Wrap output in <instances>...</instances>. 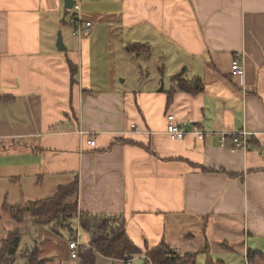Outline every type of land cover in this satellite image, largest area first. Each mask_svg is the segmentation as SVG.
<instances>
[{
  "label": "crops",
  "instance_id": "0c3cea01",
  "mask_svg": "<svg viewBox=\"0 0 264 264\" xmlns=\"http://www.w3.org/2000/svg\"><path fill=\"white\" fill-rule=\"evenodd\" d=\"M75 1L64 18V0H0V208L77 180L78 212L121 215L141 250L217 235L213 260L264 255V0ZM167 115L204 137L170 139ZM241 131L248 151L220 145Z\"/></svg>",
  "mask_w": 264,
  "mask_h": 264
},
{
  "label": "trees",
  "instance_id": "16d2710c",
  "mask_svg": "<svg viewBox=\"0 0 264 264\" xmlns=\"http://www.w3.org/2000/svg\"><path fill=\"white\" fill-rule=\"evenodd\" d=\"M67 12V11H66ZM143 45L128 44L126 51L139 53ZM175 79V78H174ZM179 91L195 94L202 91L200 80H174ZM77 180L60 186L56 193L49 198L29 203L25 208L18 205H3L0 220L22 223L25 215H29L34 225H56V227L69 228L71 221L78 222L81 229L88 237V250H81L78 264H96L99 259L110 262L126 261L141 256L145 264H195L196 254L186 253L179 255L165 241L154 247L144 250L137 248L126 235L124 218L121 215H94L79 213L76 203ZM73 239V238H72ZM20 245L19 231H10L5 238L0 239V264H14ZM24 264H44L46 260L39 258V248L23 252ZM258 252L248 250L246 258ZM260 254V253H258ZM262 255V254H261ZM204 264H225L220 260L206 258Z\"/></svg>",
  "mask_w": 264,
  "mask_h": 264
},
{
  "label": "rangeland",
  "instance_id": "374dc122",
  "mask_svg": "<svg viewBox=\"0 0 264 264\" xmlns=\"http://www.w3.org/2000/svg\"><path fill=\"white\" fill-rule=\"evenodd\" d=\"M73 13V10H68L67 12L62 13V17H68L71 18V14ZM59 33V32H58ZM119 44V41L117 42ZM131 59L130 62H137L139 60L138 55L130 53ZM145 55V54H144ZM152 59L159 60L157 56H151ZM150 57V58H151ZM155 60V61H156ZM131 62V63H132ZM133 64V63H132ZM144 69V68H143ZM182 69V68H180ZM168 70V69H167ZM126 75L128 76V70H124ZM132 74V70H129V75ZM153 83H148L146 87H159V88H165L168 87L166 82L168 80H161V83H158L156 80H151ZM46 193V192H45ZM51 197L50 194L46 193L45 196H39V197H33L30 196L28 201H24V199H17L16 204L21 208H25L29 203L38 201L40 199H45ZM9 201V200H8ZM6 202L5 204L10 205V202ZM3 211V206L0 208V212ZM69 228H60L56 227V225H34L29 217V215H25V219L22 223H17L15 221L3 219L0 220V239L5 238L7 236V233L10 231H19L20 233V247L17 252L14 264H24V251L31 250L33 247L39 248V258L41 260H46L44 264H78V260H71L69 257V251H68V241L71 238L76 237V233L78 232V242L80 244H87V235L78 227V224H76V221H71ZM44 229L47 233V237L43 236V238H40L41 230ZM237 232V230H236ZM236 235V233H235ZM45 237V238H44ZM201 238H198L196 242H190V244H184L180 241L177 242L178 246H175L176 251H179L183 253L184 251L193 252L196 254L195 264H204L205 260L204 257L206 255H209L211 257H216V253L219 252L220 243L218 241V236H206V242L202 239L203 236H199ZM237 237V236H236ZM233 238V237H232ZM234 239V238H233ZM234 240L236 244H234V248L242 247V240L237 239ZM203 240V241H202ZM227 246L229 244L227 243ZM207 248L208 252H206L203 248ZM224 248V247H223ZM225 249V248H224ZM175 251V250H174ZM175 251V252H176ZM245 253V252H244ZM243 253V254H244ZM140 258H143L141 256H138ZM135 260L132 264H145L143 260L134 257ZM206 258H209L206 256ZM125 262L124 261H120ZM96 264H110L106 260H98ZM117 264V263H114ZM122 264V263H121ZM148 264V263H147ZM243 264V262H242ZM244 264H264V255L255 253L251 259H247L246 255L244 254Z\"/></svg>",
  "mask_w": 264,
  "mask_h": 264
},
{
  "label": "built area",
  "instance_id": "2783aa9c",
  "mask_svg": "<svg viewBox=\"0 0 264 264\" xmlns=\"http://www.w3.org/2000/svg\"><path fill=\"white\" fill-rule=\"evenodd\" d=\"M74 11H79V5L75 1V4L72 8ZM72 24H73V31L72 35L73 36H81L82 34L86 33L90 26V22H84V25H81V21L78 17L75 19H72ZM231 72L234 75L238 76H243L244 74V69L240 64V60L234 61V63L231 66ZM166 122H167V127H166V134L170 139L172 140H181L183 139L187 134H192L196 136L199 139H202L204 137V132L200 131L198 127L193 126L192 130L190 132H187L186 129V124L185 123H177L175 121V118L173 115H167L166 116ZM249 135L250 133L246 131H241V132H236V133H231V134H221L219 137V142L222 147H225L228 138H230L231 143H232V148L231 151H248L251 147L250 141H249ZM91 146L95 145L94 141L90 142ZM90 247L88 244H80L78 242V232L76 233V237L68 241V251H69V257L71 260H78L79 252L81 250H88ZM139 259H143L140 257H137ZM135 258H131L126 260L124 263L125 264H132L134 262Z\"/></svg>",
  "mask_w": 264,
  "mask_h": 264
},
{
  "label": "water",
  "instance_id": "95a60500",
  "mask_svg": "<svg viewBox=\"0 0 264 264\" xmlns=\"http://www.w3.org/2000/svg\"><path fill=\"white\" fill-rule=\"evenodd\" d=\"M74 4H75V0H64V9L67 11L72 10ZM56 48L58 51H64L65 50V47L63 45L62 38H61L60 34H58V39L56 42Z\"/></svg>",
  "mask_w": 264,
  "mask_h": 264
}]
</instances>
